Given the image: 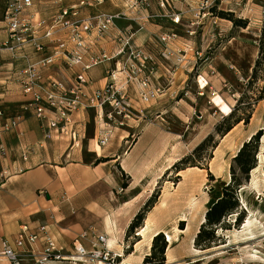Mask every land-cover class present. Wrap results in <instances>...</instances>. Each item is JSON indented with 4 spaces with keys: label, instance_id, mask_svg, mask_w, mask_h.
I'll return each mask as SVG.
<instances>
[{
    "label": "crops",
    "instance_id": "obj_1",
    "mask_svg": "<svg viewBox=\"0 0 264 264\" xmlns=\"http://www.w3.org/2000/svg\"><path fill=\"white\" fill-rule=\"evenodd\" d=\"M149 1L150 12L167 15L168 11L159 9L156 0ZM199 1L185 0V5L180 2L174 4L181 19L178 25L162 17L159 21L146 22L144 31L136 33L133 38L136 46L156 53L159 68L155 84L163 88V93L155 101L144 104L137 98L136 89H128L135 111L153 120L152 124L140 130L126 150L129 129L115 132L104 148L97 147L92 111L73 116L72 128L83 138L78 148L71 147V143L57 133L46 140L44 132L48 130V122L55 119V113L46 111L42 121L36 118L29 96H23L19 85L18 73L25 68L26 62L21 58L13 60L8 53L0 50V147L4 149L3 153L0 152V175H4L0 179V243L6 240L12 244L23 227L32 231L39 225L47 224L56 246L70 252L73 240L83 231L93 228L106 234L108 241L113 237L116 239V247L110 248L122 255L124 264H142L149 254L153 237L163 233L170 239L169 242L173 241L165 252V264H178L185 258L179 245L183 241L192 245L204 219L208 199L203 197L198 202L191 200L189 204L183 203L179 198L184 196L189 199L191 195L177 188L163 186L157 202L146 214L137 232L138 240L130 254L124 255L123 245L132 220L176 161L172 159L170 164L165 165V153L178 149L179 140L173 134L164 132L159 121L165 113V104L172 101L182 76L185 77V71L193 62L192 40L188 33H191L190 23L197 19L195 13ZM58 2L48 0L43 3L44 7L39 8L36 4L42 5V2L33 0L29 11L36 18L47 19L61 10ZM102 7H88L84 16L93 18L101 13L124 15L122 20L115 21L105 38L93 42L92 53L104 51L111 55L119 32L137 29L132 21L137 15L127 9L121 0H115L111 13L100 11ZM110 8L107 6V9ZM138 14L145 16L147 12L142 10ZM1 21L0 44L7 39ZM170 31L178 33V40L170 51L184 54L181 66L176 70L172 68L176 56H167L155 43L158 35ZM41 42L45 46L43 52L37 53L30 46L24 47L23 54L29 62L55 52V47L48 41ZM113 64L114 61H111L88 72L87 78L91 82L89 92L106 85V71L112 69ZM42 72L43 86L49 87L54 83L68 89L74 84L79 69L68 67L59 59ZM11 122H16L15 126L5 130ZM101 159L105 161L97 163ZM198 206L200 208L196 211ZM181 222L184 223L183 230L178 229ZM41 248L42 244L38 245V251ZM188 258L191 257L186 255ZM0 264L9 263L0 257Z\"/></svg>",
    "mask_w": 264,
    "mask_h": 264
},
{
    "label": "rangeland",
    "instance_id": "obj_2",
    "mask_svg": "<svg viewBox=\"0 0 264 264\" xmlns=\"http://www.w3.org/2000/svg\"><path fill=\"white\" fill-rule=\"evenodd\" d=\"M46 1L48 0H36V3L42 2V5L36 4V7H44L43 3ZM52 1H59L57 4L61 6V9H66L73 5H77L83 0ZM99 1L100 3H95V7L102 5L103 7L100 11L108 13L113 11L111 9H114L113 4L115 0ZM121 1L125 4L127 9L133 10L135 15H137V17L132 20L137 26V29L128 30L133 34L131 45L144 49L152 58L154 72L149 76L150 89H158V94L154 99L148 102L141 101L139 98L140 86L135 81L125 83V91L129 98L128 89L133 87L136 89V95L139 101L148 104L155 101L163 93V88L155 84V78L159 68L158 57L155 52L142 46H136L133 42V38L136 33L144 31V24L146 22L159 21L162 17L168 18V13L165 12L167 13V15H165L159 12H150L151 3L149 0H147L149 4L148 8L141 6L131 7L125 0ZM133 1L138 5L141 0ZM7 2L8 0H0V20L3 19ZM184 3L185 2H180L179 4L185 5ZM174 4L172 5V10L177 13L178 11L174 7ZM107 6L111 8L107 9ZM86 8L88 7L81 9L82 18H87L84 16V10ZM142 10L147 12L145 16L138 14V12ZM215 10L214 17L212 11V17L206 15L203 18L197 7L195 13L197 19L193 24L190 23L191 33L189 32L188 35L192 40L191 44L194 52L193 62L190 63V67L185 71V77L182 76L181 84H179L178 89L175 90L172 101L165 104L163 109L165 113L162 120L159 121V125L162 126L164 132L170 133L169 135L173 134L174 138L179 140L178 149L174 151L170 149L165 153V165L168 163L170 164L172 159H175L174 165L180 159L190 155L204 138L209 134H214L216 125H218L225 116L229 115L237 101L247 90L251 70L257 57L259 34L262 24H264V0H221ZM219 12L229 13L232 20L246 21V28L233 27L230 20L216 17L215 14ZM103 14L104 13H101L99 15ZM105 15H119V19L116 21L122 20L124 17L121 13ZM150 15H154L156 18H150ZM140 27L142 28L141 30ZM121 32L123 31H120L119 34ZM119 34L115 38L116 48L112 51L111 55L121 47ZM176 35H178V33ZM159 36L161 35L155 38V43L157 46L161 47L164 51L163 53L166 52L165 54L167 56H176L175 63L172 66L173 70H176V68L181 66L184 54L179 51L174 53L170 50L173 49L172 47L178 40V36L175 41L169 45L166 51L158 42ZM99 40L97 39L95 41ZM122 60L121 58L114 60L113 68H109L107 72L115 70L116 62L121 63L123 62ZM108 63H111V61L105 62L102 65ZM170 76H173L172 73ZM257 85L261 86V84ZM246 94L249 99L252 97L253 92H247ZM129 103L132 116L124 122L122 127L117 125L120 119H116L118 121L115 124H110V126L107 127L103 121L99 123L98 113L95 109L89 108L85 110L93 112V124L96 131L94 142L96 145L100 133L102 134L104 132L103 129L112 130L108 143L115 132L129 129L131 132L127 135L125 143L126 150L131 146L133 143L132 140L135 139L140 130L152 124L153 119L142 116V113L135 111L130 98ZM249 103L253 104V99H251ZM252 104V113L248 124L244 125L240 123L236 125L233 128L234 130L232 129V132L230 131L231 133L229 132L230 134L228 133L229 135L227 134L228 136L226 135L223 138L215 134L214 141L217 143V147L213 150L208 145L200 154L201 161L199 162L207 167L206 170L186 168L184 174H182L183 171L176 174V172L170 168L165 172L150 196L151 198L154 193H158L159 197L163 186H165L169 189L177 188L180 192L182 191L191 195L189 199L184 198V196L179 198L183 203L187 202V204H189L191 200L193 202H198L203 197L208 199V202L215 199L220 194L221 188L230 180L229 169L232 165L233 157L237 154L244 142L248 141L257 132L260 133L256 166L250 171L247 181H244L241 188L237 191L239 203L238 213L242 214V222L238 227H232L231 230L218 231L217 235L220 239L217 241V246L205 251L197 250L194 248L193 243L190 245L183 241L179 247L182 254L185 255V258L178 264H264V101ZM75 114L77 113L72 115V121ZM210 154L212 155V159L208 160L207 156ZM209 173L213 177L212 181L209 178ZM177 177L179 178L177 179ZM123 179L125 180V177ZM199 208L200 206L195 210L198 211ZM206 209L207 205L205 206V212ZM235 216L236 214L229 216L227 223H232ZM247 221L251 222L249 230L242 232V228ZM180 224L181 223H178V229H180ZM164 241H167V245L169 246L173 244L172 240L170 242L168 241L167 236H164ZM123 248L125 249L124 245ZM124 255L126 256V254ZM186 255L191 258L186 259ZM24 264L31 263L25 262Z\"/></svg>",
    "mask_w": 264,
    "mask_h": 264
},
{
    "label": "built area",
    "instance_id": "obj_3",
    "mask_svg": "<svg viewBox=\"0 0 264 264\" xmlns=\"http://www.w3.org/2000/svg\"><path fill=\"white\" fill-rule=\"evenodd\" d=\"M125 1L131 7H149L147 0L139 1L138 5L133 0ZM177 2L182 3L185 0H156L159 9L168 11L167 17L174 25L180 23L179 14L172 10V5ZM220 2L221 0H200L198 10L201 16H211L212 10ZM95 3L100 1L83 0L77 5L61 9L50 19H40L29 11L33 0H8L1 21L7 39L0 44V50L8 53L13 60L21 58L26 62L25 68L18 73L23 96H29L30 106L38 120L45 119L46 111H52L56 115L55 119L48 122L44 138L50 140L57 133L75 148L79 147L83 138L72 128L71 118L74 113L93 108L98 113L99 123L103 121L109 127L120 119L117 125L122 127L132 116L125 83L137 82L140 86L139 98L143 102L154 99L158 94V89H150L149 76L154 72L152 58L144 49L131 45L133 34L130 31L119 34L121 47L113 55L91 52L93 42L105 37L119 19V15L105 14L82 18L81 9L92 7ZM149 17L156 18L154 15ZM176 38L175 32H166L159 36L158 42L166 51ZM41 40L52 44L55 52L29 62L28 57L23 54L24 47L30 46L37 53L43 52L45 46ZM117 58L123 59V62H116L115 70L106 71V85L89 92L91 82L87 78L88 72ZM59 59L64 65L79 69L74 84L68 89L54 83L49 87L43 86L42 71ZM15 123L5 126V130L14 127ZM103 131L97 139L99 148L106 146L112 134L110 129ZM0 152H4L3 147H0ZM3 177L1 174L0 179ZM48 228L47 224L39 225L32 231L27 227L21 228L12 244L6 240L1 241L0 257L9 264H124L122 255L109 247L107 235L96 229L90 228L80 233L73 240L70 252H66L56 246ZM40 244L42 248L38 251Z\"/></svg>",
    "mask_w": 264,
    "mask_h": 264
},
{
    "label": "trees",
    "instance_id": "obj_4",
    "mask_svg": "<svg viewBox=\"0 0 264 264\" xmlns=\"http://www.w3.org/2000/svg\"><path fill=\"white\" fill-rule=\"evenodd\" d=\"M213 11V17L215 9ZM221 19H228L232 22L233 27L246 28L247 22L244 20H232L229 13L219 12L215 14ZM258 52L251 70V75L248 80L247 90L237 101L233 110L229 115L225 116L214 129V134H209L204 140L191 152L190 155L177 161L171 169L176 174L184 171L186 168H199L206 170L207 167L200 163L201 153L209 145L211 149L217 147L214 141V135L220 137L226 136L236 125L243 123L248 124L253 104L264 101V24H262L261 31L257 44ZM257 84H261L258 86ZM255 86V87H254ZM247 92H253L252 97L247 98ZM248 99V100H247ZM252 104V105H253ZM260 133L257 132L248 141L244 142L237 154L232 159L230 166V180L221 188L220 194L213 200L207 203V209L204 214V221L200 224L198 231L194 237V248L200 251H205L217 246V241L220 237L217 235L218 231H228L232 227H238L242 222V214L238 213L239 203L237 199V191L241 188L243 182L247 181L249 173L256 166V155L259 149ZM208 160L212 159V155L207 156ZM104 159L98 160L97 163L104 162ZM123 174V178H124ZM179 177H177L178 179ZM209 178L212 181L213 177L209 173ZM126 186V179L123 182V187ZM158 198V193H154L145 205L140 209L137 215L132 220L124 238V254H129L137 242L136 233L142 227L146 214L154 206ZM232 223H227L229 216L235 215ZM180 230H183V222L179 225ZM167 241H164L163 233H159L153 237L151 241L150 253L146 255L142 264H165V252L167 250Z\"/></svg>",
    "mask_w": 264,
    "mask_h": 264
},
{
    "label": "bare ground",
    "instance_id": "obj_5",
    "mask_svg": "<svg viewBox=\"0 0 264 264\" xmlns=\"http://www.w3.org/2000/svg\"><path fill=\"white\" fill-rule=\"evenodd\" d=\"M171 168V167H170ZM204 221V219L202 220V222ZM250 224H251V222L250 221H247L246 222V224L243 226V230H242V232H246V231H248L249 230V226H250ZM115 240L116 239H114V237L113 238H110L109 239V241H108V245H109V247H116V243H115ZM170 239L168 238V241H169Z\"/></svg>",
    "mask_w": 264,
    "mask_h": 264
}]
</instances>
